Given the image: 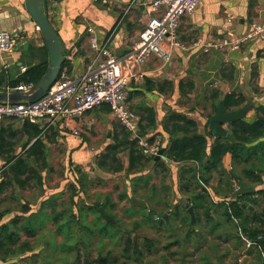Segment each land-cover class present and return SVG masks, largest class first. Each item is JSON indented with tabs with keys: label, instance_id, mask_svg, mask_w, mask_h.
<instances>
[{
	"label": "crops",
	"instance_id": "crops-1",
	"mask_svg": "<svg viewBox=\"0 0 264 264\" xmlns=\"http://www.w3.org/2000/svg\"><path fill=\"white\" fill-rule=\"evenodd\" d=\"M145 1L56 0L53 5L43 3L52 27L65 46L62 71L75 77L85 72L91 61L88 26L95 29L100 41L107 40L112 54L120 56L127 52L148 17ZM261 20H264V0H202L193 13L183 16L179 22L178 37L183 47L174 48L167 63L163 64L162 60L151 55L141 66L144 79L130 83L126 103L140 118L139 132L150 138L160 137L162 153L158 158L145 157L136 149L107 106L85 112L77 136L58 126L40 135L37 123L18 122L13 118L0 121V226L16 217L17 223L12 224L10 230L21 243H33L32 228H41L37 236L54 232L55 226L49 220L38 222L34 219L35 222L22 223L49 198L61 194L64 200L68 196L64 191L66 182L74 178L83 196L89 200L82 201L98 205V211L106 204L97 196L105 197L107 192L120 188L123 190L120 197L126 199L130 192L145 190L148 185L144 209L152 210L154 216L164 217L166 214V225L171 224L170 212L175 211L181 198L186 200L185 203L189 202L194 211L206 206L209 213L205 214H210L208 219L217 220L215 214L223 217L221 213L228 202L226 196L237 188L233 174L253 191L264 189V132L248 144L253 146L249 164L231 161L225 156L210 171L202 166L209 159L218 138L210 132L208 120L221 100L232 96L239 102L224 106L226 111L250 104L241 118L247 124L264 116V37L244 43L234 52L222 49L204 51V46L220 39L225 30L242 34L252 23ZM0 29L22 34L14 50L0 55V90H3L22 73L20 67L29 68L42 60L45 43L25 9L24 0H0ZM197 38L200 43L192 47ZM24 43L27 47H23ZM33 46H41L43 56L37 54ZM119 66L124 69L126 61L120 62ZM231 122L223 126L232 133ZM192 135H206L207 138L198 159L175 160L167 156V149L173 141ZM250 164L257 167L252 174L243 168ZM75 170L79 173L76 174ZM193 175L210 176L211 189L207 193L217 204L207 206L204 201L203 204L197 203L195 208L191 193L196 190L182 188L181 183V176ZM103 182L107 185L101 186ZM132 199L138 200L133 197L131 202ZM259 204H249V212L259 211L264 203L260 200ZM40 211L47 215L52 208L43 207ZM181 218L184 222L183 216ZM197 219L199 217L196 218L195 214L194 221L191 223L190 218L189 222L196 223ZM235 222L240 226L242 220ZM238 235L239 238L231 240L234 244L227 236L220 240L234 246L238 256L232 264H264V248L240 232ZM42 242H49L48 236ZM22 253L18 258L25 256ZM10 258L13 256L4 262L10 263ZM222 258L224 264H231L227 261L229 257L223 254ZM206 259L212 263L217 260L212 254ZM2 262L0 259V264Z\"/></svg>",
	"mask_w": 264,
	"mask_h": 264
},
{
	"label": "built area",
	"instance_id": "built-area-1",
	"mask_svg": "<svg viewBox=\"0 0 264 264\" xmlns=\"http://www.w3.org/2000/svg\"><path fill=\"white\" fill-rule=\"evenodd\" d=\"M53 5L56 0H42ZM202 0H146L148 17L138 38L123 55L111 53L107 40L100 41L92 26L87 27L91 61L80 76H70L63 71L51 86L36 100L18 103L0 102V121L13 118L18 122L37 123L40 135L53 127H60L74 136L79 134V122L85 112L107 106L112 116L135 142L136 149L145 157H160V137L150 138L139 132V116L127 106L128 86L144 79L140 69L144 62L155 55L163 64L170 61L174 48L183 47L178 37L181 18L193 13ZM37 30L39 28L35 25ZM222 37L204 46L209 49L238 51L244 43L255 42L264 37V20L252 23L242 34L225 30ZM22 34L18 31L0 29V55L14 50ZM197 38L192 47L197 46ZM190 47V46H189ZM126 61V67L119 64ZM25 67H20L24 72ZM31 85L7 87V91L24 90ZM2 90V89H1ZM203 188L207 187L203 185ZM158 218L157 216H155Z\"/></svg>",
	"mask_w": 264,
	"mask_h": 264
},
{
	"label": "rangeland",
	"instance_id": "rangeland-1",
	"mask_svg": "<svg viewBox=\"0 0 264 264\" xmlns=\"http://www.w3.org/2000/svg\"><path fill=\"white\" fill-rule=\"evenodd\" d=\"M251 167L253 166L245 165L243 168L249 170ZM253 168L255 170L257 167ZM75 173L77 174L79 171L75 170ZM223 174L227 175L226 173ZM191 177L181 176V179H184V183ZM194 178L192 186H190L196 190L191 193L193 202L196 204V193H203L200 198H204L207 206L210 203L217 204L212 201V195L207 193L211 189L209 182L199 181L200 176H195ZM74 180L75 178L66 182L64 191H66L68 196H65L64 200L62 195L58 194L51 199L49 198L48 202L43 204L45 209L50 206L54 213L47 212V215H45V213L40 211V208L43 209V207H39L22 223L29 224L34 219L38 222L49 220L53 223V227L55 226L54 232H43L41 236H37V231L41 230V228H32L34 230L32 244L28 241L21 243L20 240H17L12 246V248L25 250L26 253H22L25 256L18 258V255H15L10 258V263L2 262L1 264H70L73 256L67 251V248L64 249L66 236L69 237L67 241H71V245L76 244L81 251L87 249L92 256L108 254V264H224L225 262L222 260L223 254L225 257H229L227 261L232 264V261H235L238 256L234 252V246L226 245L225 242L220 241L227 236L226 238L233 243L231 240L235 238L232 235L238 234L235 229L231 231L237 225L236 220L226 222L223 217L215 214L217 220L214 221H219L221 227H213V220L211 218L208 219L210 214L208 217L205 214L209 210L206 206L197 208L196 211L193 210L194 215L196 214V218L198 216L199 219L196 220V223L191 224L195 219H191V223L189 222L191 215L187 211L186 200L184 198L179 199L175 211L170 212L169 217L171 218L172 228H169L165 223L160 224L157 222L159 216L162 215L156 218L155 214L147 213L148 209L144 210L146 206H135L131 202L133 197L143 203L147 201L148 185L145 186V190L130 192V196L126 199L120 197V193L122 194L123 190L113 187L114 190L107 192V196H97L98 199H102L106 204L102 207V210L108 216V219H104L98 209H96L97 206L94 208L95 205L85 204L82 201V199L85 201L89 200H87L86 195L83 196L82 189H79V183ZM72 182H74V188L69 191L67 187ZM102 185L107 184L103 182ZM203 185L209 187V189H204ZM175 188L177 190L176 182ZM78 190L80 198L76 194L73 202L70 199L71 193L73 191L78 192ZM86 191H88V188H86ZM164 197L168 198L166 195ZM216 202L219 201L216 200ZM189 205L191 204L189 203ZM261 205L262 203L260 202L259 207ZM183 206L186 209H183ZM176 210L178 211L177 213ZM58 214H60L59 222H65L64 229L59 232L57 231V223L53 221V216ZM150 215L153 216L154 222L151 221ZM182 216L183 219L185 218L184 222L182 221ZM164 220L166 221V218ZM126 232H130L131 236L138 233L141 236L150 238L153 241L152 252L146 255H138L134 254L132 249H129L128 252L124 251ZM45 236H48L49 242L44 244L42 241ZM211 254L214 259H217L214 263L210 259H206ZM80 256L84 258L83 252H80ZM23 258L26 259L22 260Z\"/></svg>",
	"mask_w": 264,
	"mask_h": 264
},
{
	"label": "trees",
	"instance_id": "trees-1",
	"mask_svg": "<svg viewBox=\"0 0 264 264\" xmlns=\"http://www.w3.org/2000/svg\"><path fill=\"white\" fill-rule=\"evenodd\" d=\"M42 10L47 14V10L45 7H42ZM48 16V14H47ZM49 18V17H48ZM50 21V20H49ZM44 41V39H43ZM45 43V41H44ZM33 50L43 56L42 47L41 46H33ZM44 56L42 60H40L37 64L26 68L24 72L19 74L14 80L9 82L10 87H17L18 85H33L35 84L44 74L47 67L48 60V51L46 44L43 46ZM63 65L61 67L59 75L62 73ZM239 102L235 100L232 96L224 99V106L229 107L230 105H236ZM232 124V135L235 137L236 141L231 142L228 138L218 137L215 140V144L211 151L209 159L202 164L207 171L213 169V167L217 166L218 163H221L225 156L228 157L231 161H237L241 163H250L252 158V149L253 146H248L249 142L256 136L261 135L264 132V116H260L255 122L251 124H247L243 122L241 119H237L231 122ZM221 139H225L224 142ZM207 141L206 135H192L190 137H185L183 139H177L173 141L169 148L167 149V156L175 159V160H187V159H198L199 153L202 150V146ZM135 145V142L132 141ZM254 166L250 164V166ZM247 166V165H246ZM245 167V166H244ZM247 172V170H246ZM249 174L254 173V168L251 167L248 170ZM193 175L188 181H184L181 179V183L183 184L182 188H188L192 186V181L195 179ZM210 176H200L199 181L208 183ZM200 182V183H201ZM74 188V182L69 184L68 190L71 191ZM232 192V191H231ZM230 193L227 194V206L224 211L221 213L227 222H232L234 220L241 219L242 222L240 226L236 225L233 227L235 232H240L242 236L246 237L251 242H254L258 245L257 240L264 236V205L262 208L254 212L251 210L249 212L248 205H258L259 201L262 200L264 203V189H258L252 191L251 193L238 195L236 198L232 199L230 197ZM78 194V192L73 191L71 193L70 199L74 202V196ZM257 194L258 198H252L251 195ZM202 194L196 193L195 202L201 203L204 201V198H200ZM260 197V198H259ZM195 206L197 207V205ZM89 207V205H87ZM98 205H95V207ZM202 207V206H201ZM91 209V207H90ZM97 209V208H96ZM146 211V209H144ZM144 211V213H145ZM53 212V209H52ZM178 211L176 210V213ZM54 213V212H53ZM147 213H152L153 211L148 209ZM146 214V213H145ZM208 217V215L206 214ZM60 214L53 216V221L57 223V231H62L64 229L65 222H59ZM151 221H153V216L150 215ZM185 220V218H184ZM154 222V221H153ZM158 223H165V220L162 216H159ZM17 223L16 217L8 222V224H1L0 226V259L1 261H5V259L19 255L22 253L21 249L12 248V246L18 240V236L15 235L10 230V226L12 224ZM219 221H213V227L220 226ZM167 226V225H166ZM169 228L171 224H168ZM67 234V233H66ZM230 235V234H229ZM234 238H239L240 236L237 234L232 235ZM69 237H65V245L64 249L67 248V251L72 254L73 259L70 264H108L109 257L108 254L102 255L98 254L97 256H92V254L87 250L83 249L82 251L77 247V245H71V241H67ZM125 249L124 251L128 252L129 249H132L134 254L138 255H146L152 252L153 241L147 236H141L138 233H135L134 236H131L130 232H126V236L124 238ZM190 239V238H189ZM73 243V242H72ZM262 248H264V242L259 244ZM80 252H83L84 258L80 256ZM26 258H23L24 260ZM82 260V261H81Z\"/></svg>",
	"mask_w": 264,
	"mask_h": 264
},
{
	"label": "water",
	"instance_id": "water-1",
	"mask_svg": "<svg viewBox=\"0 0 264 264\" xmlns=\"http://www.w3.org/2000/svg\"><path fill=\"white\" fill-rule=\"evenodd\" d=\"M24 4L30 19L39 28L42 38L45 41L48 51L47 67L42 77L27 89L14 91L0 90V102L18 103L36 100L55 81L64 63L65 46L55 29L52 27L47 14L42 10L43 1L24 0ZM23 45V47H27V43H24ZM249 107L250 104H244L237 110L226 111L224 101L221 100L217 105L215 112L208 120V128L212 135L215 137H226L231 142H235L232 133L229 132L223 124L241 119ZM161 153L162 150L160 154ZM158 157L159 156L156 158ZM233 178L237 183V188L231 193L232 199L236 198L238 195L251 193L253 191L252 187L242 185L235 174H233ZM132 202L145 207V203L138 200L132 199ZM185 205L187 206V211L190 213L191 219L193 220L195 217L193 207L189 205L188 202ZM99 211L103 217L107 218V215L103 212V210L99 209ZM164 217H166V214H164ZM263 242L264 236L259 238L256 243L261 244Z\"/></svg>",
	"mask_w": 264,
	"mask_h": 264
},
{
	"label": "clouds",
	"instance_id": "clouds-1",
	"mask_svg": "<svg viewBox=\"0 0 264 264\" xmlns=\"http://www.w3.org/2000/svg\"><path fill=\"white\" fill-rule=\"evenodd\" d=\"M40 31V30H39Z\"/></svg>",
	"mask_w": 264,
	"mask_h": 264
}]
</instances>
